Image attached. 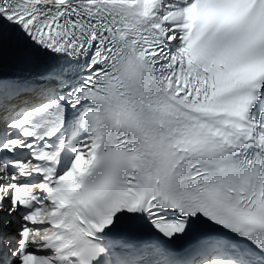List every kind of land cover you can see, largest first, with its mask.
<instances>
[{
    "label": "snow or ice",
    "instance_id": "6c2138e0",
    "mask_svg": "<svg viewBox=\"0 0 264 264\" xmlns=\"http://www.w3.org/2000/svg\"><path fill=\"white\" fill-rule=\"evenodd\" d=\"M0 264H264V0H0Z\"/></svg>",
    "mask_w": 264,
    "mask_h": 264
}]
</instances>
